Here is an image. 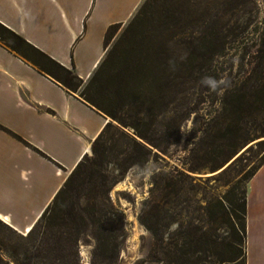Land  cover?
I'll return each mask as SVG.
<instances>
[{
	"label": "trees",
	"instance_id": "16d2710c",
	"mask_svg": "<svg viewBox=\"0 0 264 264\" xmlns=\"http://www.w3.org/2000/svg\"><path fill=\"white\" fill-rule=\"evenodd\" d=\"M254 1L205 0L206 7L216 9L214 18L191 30V18L179 10L176 0H143L125 24L108 27L104 55L86 81L0 22L2 45L110 118L92 141L90 154L75 165L25 233L0 218V225L19 240L10 244L0 239V264L9 263L2 254L13 264H78L79 244L88 237L95 241L94 251L103 253L109 244L118 257L125 237L124 214L109 194L114 181L108 179L104 161L112 157L122 175L165 154L194 109L188 96L200 97L211 87L214 94L223 77L215 59L238 47L245 62L234 75L225 76L220 113L191 152L196 161L208 157L206 168L221 175L240 150L255 147L260 155L246 180L253 176L264 161V19L251 24L250 7L245 8ZM239 6L249 15L242 22L223 19L234 16ZM192 31L193 39L184 37ZM182 165L163 171L143 200L138 220L153 238L148 259L200 264L211 252L224 264H245L246 188L236 192L233 185L201 207L206 226L188 220L170 230L176 221L171 205L185 201L199 178L191 173L203 167ZM222 224L228 236L217 234Z\"/></svg>",
	"mask_w": 264,
	"mask_h": 264
},
{
	"label": "crops",
	"instance_id": "0c3cea01",
	"mask_svg": "<svg viewBox=\"0 0 264 264\" xmlns=\"http://www.w3.org/2000/svg\"><path fill=\"white\" fill-rule=\"evenodd\" d=\"M142 0H0V22L86 81ZM108 117L0 43V218L25 233ZM245 264H264V161L246 183Z\"/></svg>",
	"mask_w": 264,
	"mask_h": 264
},
{
	"label": "rangeland",
	"instance_id": "374dc122",
	"mask_svg": "<svg viewBox=\"0 0 264 264\" xmlns=\"http://www.w3.org/2000/svg\"><path fill=\"white\" fill-rule=\"evenodd\" d=\"M175 4L183 14L187 13L191 18V30H197L204 22H211L212 18H214L213 13L216 9L206 7L207 3L205 0H176ZM247 7H250L251 24L264 19V0H255L250 6H245V8ZM243 8L239 6L234 16L227 17L225 15L223 19L227 20L230 24L235 21L242 22L245 16H249L242 10ZM120 30L121 28L116 32L115 36H117ZM195 35L196 32L192 31L191 36L187 34L184 37H192L193 39ZM244 62L240 47L232 49L227 54L215 59V64L219 68H222L223 77L216 83L217 86L214 88V94L212 93L213 87H211L208 90H204L200 97L195 95L188 96L187 103L189 106H193L194 109L189 112L180 124L175 136L176 143L165 154H159L160 157L152 156L144 166L131 167L122 175L114 163H112V157H108L104 161L108 179L114 181L109 194L112 201L124 214L125 237L122 239L118 257L113 255L109 244L103 253L94 251V239L91 237L86 238L85 241L80 242L78 247V264H164L163 261L148 259L147 255L153 238L145 226L139 222L138 215L141 212L143 200L150 196L153 180L158 181L163 171L171 170L174 166L182 169L183 163H197L203 167L199 171L191 173L199 175V178L196 181V185H194V189L187 191L185 201L179 200L175 206L171 205L170 213L176 220L170 226L171 231L176 228V223L179 221L186 223L188 220H192L206 226L203 221L205 216L201 207L211 201L213 197H221L233 185L236 192L246 188L248 181V179L246 180L247 171L252 165L257 163L260 155V151L257 148L254 147L242 153V150H240L236 154V160L221 175L215 174L217 171L211 172V170L206 168L210 162L208 157L199 158L196 161L191 152L195 147L197 138L212 123L213 118L220 113V100L223 93V80L225 76L230 73L234 75ZM108 120H110L109 117ZM212 175L214 177L209 178ZM216 232L220 236H228L229 229L223 224L221 226L217 225ZM0 239L10 244L19 242L15 235L6 231L1 225ZM202 258L203 260L200 264H224L218 260V257L212 255L211 252L205 256L203 255ZM2 259L4 262L9 261L8 264H13L7 254H2Z\"/></svg>",
	"mask_w": 264,
	"mask_h": 264
},
{
	"label": "water",
	"instance_id": "95a60500",
	"mask_svg": "<svg viewBox=\"0 0 264 264\" xmlns=\"http://www.w3.org/2000/svg\"><path fill=\"white\" fill-rule=\"evenodd\" d=\"M110 119V118H109ZM244 147V146H243ZM228 162V161H227ZM227 164V163H226ZM196 175V174H195ZM196 176H199V175H196ZM85 264V263H84Z\"/></svg>",
	"mask_w": 264,
	"mask_h": 264
},
{
	"label": "clouds",
	"instance_id": "9594fccd",
	"mask_svg": "<svg viewBox=\"0 0 264 264\" xmlns=\"http://www.w3.org/2000/svg\"><path fill=\"white\" fill-rule=\"evenodd\" d=\"M149 174H151V173H149Z\"/></svg>",
	"mask_w": 264,
	"mask_h": 264
}]
</instances>
